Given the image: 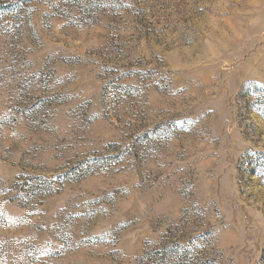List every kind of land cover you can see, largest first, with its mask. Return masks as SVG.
<instances>
[{"label":"rangeland","instance_id":"obj_1","mask_svg":"<svg viewBox=\"0 0 264 264\" xmlns=\"http://www.w3.org/2000/svg\"><path fill=\"white\" fill-rule=\"evenodd\" d=\"M0 264H264V0H0Z\"/></svg>","mask_w":264,"mask_h":264}]
</instances>
